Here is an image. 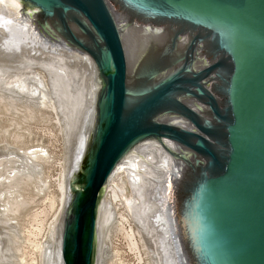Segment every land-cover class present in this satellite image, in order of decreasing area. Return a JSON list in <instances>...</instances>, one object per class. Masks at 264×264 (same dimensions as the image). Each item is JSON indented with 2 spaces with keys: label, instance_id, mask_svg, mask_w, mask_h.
Returning a JSON list of instances; mask_svg holds the SVG:
<instances>
[{
  "label": "water",
  "instance_id": "95a60500",
  "mask_svg": "<svg viewBox=\"0 0 264 264\" xmlns=\"http://www.w3.org/2000/svg\"><path fill=\"white\" fill-rule=\"evenodd\" d=\"M20 2L43 37L87 53L100 79L68 179L63 264H97L105 187L146 139L184 167L174 193L184 264H264V0Z\"/></svg>",
  "mask_w": 264,
  "mask_h": 264
},
{
  "label": "rangeland",
  "instance_id": "374dc122",
  "mask_svg": "<svg viewBox=\"0 0 264 264\" xmlns=\"http://www.w3.org/2000/svg\"><path fill=\"white\" fill-rule=\"evenodd\" d=\"M2 36L3 33L0 32L1 40L4 39V36ZM132 36L131 40L135 41L134 55H136L138 42L134 33H132ZM1 40L0 264H57L56 244L58 234H56L55 225L59 222L62 213L58 212L61 211V199H57V197H61L62 193H60L59 181L62 178L61 173L64 171L67 173V170L71 167L69 163L71 164V157H73L77 140L76 136L81 125L74 134L68 136L67 127L64 128L66 115L58 104V95L52 90V83L50 82L52 75L46 66L50 63L48 62L49 58L57 64L58 50L51 48L50 45L39 46L38 48L36 47L38 45H30L32 43L28 41L29 44L27 42L20 43L26 45L24 46L27 48V52L22 51L26 49L21 47L22 45L17 49L15 48V51L13 46L6 49L5 40ZM1 44L5 46V49H2L4 46L1 47ZM29 47L32 49L31 53H33L34 48L38 50L34 49L33 55L29 53ZM7 51L10 53H7ZM14 51L15 55L12 54ZM41 51H44L45 55ZM50 55H54V57L52 56L51 59ZM64 61L65 67L68 65L71 68L75 65L74 62ZM44 65L46 66L44 67ZM9 80H16L12 82L13 86H11V83H6ZM19 80L24 81L23 90L20 85H17ZM42 85L45 87L44 90ZM50 91L53 93H50ZM74 95V102L77 101L71 104V106H75V109H72L73 113L77 110L75 104L81 105L82 102V99L79 100L80 98H78V93ZM68 152L72 153L71 157ZM66 163H68V166ZM119 183L117 186H119ZM153 196L155 197L154 194ZM118 202L120 204H118L117 212L120 213L124 210L128 212L126 200ZM18 205L19 207H17ZM58 206L60 209L57 211ZM114 214L115 211L111 214L109 221L105 222L106 225L101 227V237L104 239V255L101 264H152V252L147 239L143 238L141 234H138L139 236L136 234L137 240L139 239L138 243L143 244L131 249L125 230L121 228L119 230V219L117 214H115L116 216ZM108 223L109 225H107ZM133 223L132 225L135 226V223ZM110 224L112 229H110ZM106 236H110V238Z\"/></svg>",
  "mask_w": 264,
  "mask_h": 264
},
{
  "label": "bare ground",
  "instance_id": "6f19581e",
  "mask_svg": "<svg viewBox=\"0 0 264 264\" xmlns=\"http://www.w3.org/2000/svg\"><path fill=\"white\" fill-rule=\"evenodd\" d=\"M21 8H22V4L20 0H0V32L3 33L4 37L3 36L2 37L4 39L2 40H5L4 43L5 45H7L6 49L9 46L10 47L13 46L15 50V48L17 49L24 42H27L29 44L28 41H31L32 44L30 45H38L36 46L38 48L39 46L50 45L51 48H56V51L58 50L57 57L55 56L56 59L58 60L57 64L53 63L52 62L53 60L51 61L49 58L48 62L50 63L47 64L48 67L46 65H44V67L46 66V68H48L47 70H50L49 73H51L52 75V79H51L52 81L50 80V82L52 83V90H54L53 92L58 95L59 98L58 104L61 107V110L66 115V119H65L66 123L64 128L67 127L66 128L67 131L71 130L70 132H72L75 128L78 129L79 126L81 125L80 130L78 129L79 131L77 133L78 135L76 134L77 140L74 148L75 150L73 149L74 150L73 157H71L72 153L70 154L68 152L69 156L72 158L71 164L69 163L71 167L69 170H67L66 173L62 169L63 168L62 166L61 169L64 172L61 173L62 178L59 181L60 183L59 188L61 189L60 193L61 192L62 193H61V197H57V199L58 198L61 199V211H58V209H60L59 206H58L59 208L57 207V211L62 213L60 215L59 222L56 221L57 225H55L56 234H58V239L56 244L57 247L56 257L58 261L57 264H63L61 258V234L63 227V210L71 195L68 189V179L76 168H80L81 163L83 161V155L86 149L87 142L90 137V130H89L90 125L92 124L94 118L95 98H96V93L100 87V79H99L97 67L93 59L87 53L73 49L65 44L63 45L52 42L47 38L43 37L40 34V32L37 30L32 17L29 15H23ZM138 30L143 34L149 32V29H143V30L138 29ZM134 32L135 30H131L129 28H126L124 32L125 48L128 52L129 62L133 66L135 65L136 62L134 60L135 41L131 40L133 37L132 33ZM151 34L152 36L153 35L155 36V32H151ZM144 35L147 36V34ZM144 35H142L141 37L144 38ZM24 45H22L21 47L24 48L26 46ZM3 46L1 44V47ZM2 49H5V46ZM34 49H33V53H34ZM31 50L32 49L30 48L29 53L32 52ZM15 51L12 54L15 55ZM22 51L27 52V48ZM4 52H6V50H4ZM42 52L44 51H41V53ZM7 53L10 52L7 51ZM54 55L52 56L54 57ZM52 56L50 55L49 57H51L52 59ZM53 59L55 61V58ZM64 60H67L68 62H74L75 64L74 67L71 66V68H69L68 65H67L68 68L65 67L66 65L64 66L65 64ZM35 78L37 77L35 76ZM13 81L9 80L6 83H11V86H13L12 85ZM23 82L24 81L22 80L17 81V85L18 86L20 85L22 87V90L25 86L23 85ZM42 87L44 90L45 87L43 85ZM51 92L52 91H50V93ZM77 93H78V98H80L79 100L82 99V102L80 103L81 105L75 104L77 110L75 111V113H73L74 111L72 109L73 108L75 109V106L73 107L71 106V104H74L77 101L76 100L74 102L75 98L73 97L75 96L74 94ZM171 120L174 122H178L179 124H184V121L180 118L174 117L171 118ZM67 133L69 136L70 135L69 131ZM73 133L75 132L73 131ZM70 137L72 138V136ZM70 137L69 139H71ZM69 141L71 142V140ZM72 141L74 140L72 139ZM164 142L171 147L176 146V144L170 140L165 139ZM73 143L75 144V142ZM67 164L68 163H66V165ZM183 171H184L183 164L179 160L174 158L164 148L163 142H160L156 139H146L142 141L136 147H134L124 157V159L121 162L118 163L117 167L115 168L113 174L111 175L105 187L104 197L101 203L100 215H99V251H98L97 264H101V259L104 255L103 254L104 239H102L101 237V231H102L101 227L103 225H106L105 222L109 221L110 216L111 214L114 213V211L119 219V225H120L119 230L120 228L125 230L124 232L128 237V239L127 237L126 239L129 240L131 249L138 247L140 243H138L139 239L137 240L136 234L137 235L141 234L143 238L147 239V242L149 243L153 258L152 264H184L183 262L184 253L182 251V244L180 243L181 241L179 239V233H178L179 228L176 222L177 221L176 210L174 206L175 204L174 193H175V188L177 186L176 182L177 179L182 176ZM119 181L121 182L119 183ZM118 183L119 186H117ZM153 194L155 195V197L153 196ZM123 200H126V204H128V207L124 205L126 206V209H128V212L124 210L119 213L117 212V207H119L118 204H120V202L118 201L123 202ZM56 201L60 203L58 200ZM17 207H19V205ZM115 214L114 216H116ZM133 222L135 223V226L132 225ZM107 225H109V223ZM111 226L112 225L110 224V227ZM110 229H112V227ZM108 233L109 230L107 232V235ZM106 237L110 238V236H106Z\"/></svg>",
  "mask_w": 264,
  "mask_h": 264
}]
</instances>
